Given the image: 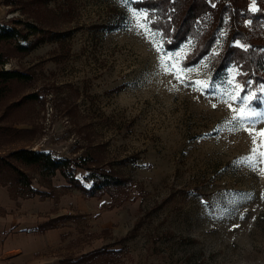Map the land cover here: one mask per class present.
<instances>
[{
    "label": "rangeland",
    "instance_id": "1",
    "mask_svg": "<svg viewBox=\"0 0 264 264\" xmlns=\"http://www.w3.org/2000/svg\"><path fill=\"white\" fill-rule=\"evenodd\" d=\"M136 1L0 0V27L19 31L0 42V70L28 75L0 80L2 175L22 189L10 160L30 187L82 197L69 178L85 187L101 173L123 179L101 197L113 203L114 224L104 231L88 216L68 220L78 232L64 255L111 245L122 250L118 264H264V70L244 59L215 66L228 14L209 52L197 56L204 37L169 48L158 16ZM205 1L245 15L236 23L244 39L232 45L264 50V0ZM254 13L263 18L252 24ZM162 60L187 74L177 79ZM195 81L202 83L186 86ZM236 84L250 110L230 99ZM20 148L69 167L44 174L9 157Z\"/></svg>",
    "mask_w": 264,
    "mask_h": 264
},
{
    "label": "trees",
    "instance_id": "2",
    "mask_svg": "<svg viewBox=\"0 0 264 264\" xmlns=\"http://www.w3.org/2000/svg\"><path fill=\"white\" fill-rule=\"evenodd\" d=\"M184 2L186 4L185 8L183 6ZM133 4L144 7L148 6L147 8H149L150 12H154L153 14L158 16V19L155 21V26L163 31L164 36L166 37V45L169 48L177 47L189 36H194L198 40L200 37H204V41L201 42L200 40L201 43H199L195 48L194 52L197 56H203L209 52L210 46L215 42L218 36L220 27H222L227 20L225 15L228 14L229 19L227 21L231 25V28L223 51L218 53L214 59L215 66L219 68L221 65V68H223L224 66L226 67L228 62H240L241 59H244L245 62L242 61V66L246 65L248 69L252 70L256 68H262L264 70L263 67H258V65L261 66V63L264 60V50L255 51L250 48L249 50L244 51L241 48L232 45V42L236 39H244V31L241 27H238L236 23L239 16L245 15H242L236 6L231 7V4H228L225 1H218L216 2L215 6L212 7L205 0H142L136 1ZM181 12L182 15H180ZM203 18L207 19L205 26L200 25V22L203 20ZM247 18L252 19V24H254V21L259 20V18L262 19L263 17H261L259 13H254ZM33 27L36 28L35 25H33ZM36 30L39 31L38 28H36ZM17 32L19 31H17L15 27H0V42L9 41L10 39L15 38ZM22 36L26 38L25 35ZM262 39L264 40V37ZM16 46L20 50L27 49V47L23 46L22 44L17 43ZM247 56H249V58ZM217 57L221 60H218ZM248 63L250 65L254 64L255 68H250ZM247 68L245 69L246 72L250 75H253L254 73H251ZM26 76L28 75L16 69L0 70V80L4 82L13 79L21 80ZM9 157L24 164L25 166L36 167L37 169L41 170L42 173L48 175H54L58 169L61 171L65 170V168L69 167L70 164L69 160H65L64 162L52 157L49 153L28 148L17 149L10 153ZM2 161V157H0V184L8 186L12 198H26L36 194H39L42 198H45L46 196H53L51 192L38 191L37 189L30 187L31 180L28 178L27 174L22 171L21 168L14 165V163L10 160H5L4 164L9 165L14 171L16 176V184L18 187L22 188L21 190L13 189L12 181L6 180L2 175ZM65 177L67 179L68 175H65ZM69 179V186H74L77 189H81V192L85 197L97 198L102 197L104 194L103 189L105 187H108L112 184L120 185L123 183L122 178L110 173H101L100 179L97 180V182L91 187H85L80 183V181L74 179V177ZM63 193L64 191H61L58 193V195ZM102 206H105V203H103ZM108 206H113V203H108ZM79 216L82 217L84 215L78 214L77 216H61L51 219L50 221L40 225V230L44 231L48 228L57 226L60 219L65 221L66 219L70 218L76 219ZM103 230L107 231L108 229ZM121 252V249L113 248L111 245H105L83 252L78 257L66 254L62 256L60 264H115L116 262L119 263Z\"/></svg>",
    "mask_w": 264,
    "mask_h": 264
},
{
    "label": "crops",
    "instance_id": "3",
    "mask_svg": "<svg viewBox=\"0 0 264 264\" xmlns=\"http://www.w3.org/2000/svg\"><path fill=\"white\" fill-rule=\"evenodd\" d=\"M101 199L65 193L14 199L8 186L0 184V264H60L63 246L77 236V226L68 223L74 218L60 219L57 226L44 231L40 225L61 216L83 214L90 224L100 223L98 228L108 229L115 222L109 212L114 206Z\"/></svg>",
    "mask_w": 264,
    "mask_h": 264
},
{
    "label": "snow or ice",
    "instance_id": "4",
    "mask_svg": "<svg viewBox=\"0 0 264 264\" xmlns=\"http://www.w3.org/2000/svg\"><path fill=\"white\" fill-rule=\"evenodd\" d=\"M165 55H167V53H165ZM175 58L176 57H172V59H175ZM162 64L165 67V71L166 72H170L177 79H181L182 75H186L187 74V72L184 69L177 70L174 65L168 64L167 62H165L163 60H162ZM201 83L202 82H200V81L189 82V84L186 85V86H195V85H198V84H201ZM228 83L232 84L233 81H228ZM208 87H210V85H204V88H208ZM235 88H239L240 91L244 90L243 86H241L239 84H236L235 87H234V93L235 94H231V93L229 94L230 99H242V100H244L245 104H244V107H242L241 111H244L245 109L250 110V106H249V104L247 102V97H241L238 93L235 92ZM213 106H215V105H213ZM229 107H231V105H229ZM256 115L259 116V115H262V114L257 113ZM245 119H246V117H244V116H240V115L233 116V120H236V121H243ZM255 151H256V149H255V140H254L253 153H255ZM249 159H251V157Z\"/></svg>",
    "mask_w": 264,
    "mask_h": 264
}]
</instances>
